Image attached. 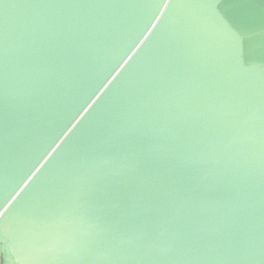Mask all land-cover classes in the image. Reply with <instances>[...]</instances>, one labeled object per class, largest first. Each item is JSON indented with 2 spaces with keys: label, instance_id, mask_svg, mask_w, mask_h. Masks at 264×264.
Wrapping results in <instances>:
<instances>
[{
  "label": "water",
  "instance_id": "95a60500",
  "mask_svg": "<svg viewBox=\"0 0 264 264\" xmlns=\"http://www.w3.org/2000/svg\"><path fill=\"white\" fill-rule=\"evenodd\" d=\"M4 0L5 264H264V0Z\"/></svg>",
  "mask_w": 264,
  "mask_h": 264
},
{
  "label": "snow or ice",
  "instance_id": "6c2138e0",
  "mask_svg": "<svg viewBox=\"0 0 264 264\" xmlns=\"http://www.w3.org/2000/svg\"><path fill=\"white\" fill-rule=\"evenodd\" d=\"M209 2H214V0H171L169 9H172L174 11L177 8L198 7V6H203ZM3 3L4 0H0V4ZM231 38H232L231 57L234 64L239 69L248 70L257 67L264 69V64L257 66L255 64L246 63L247 53L245 52L243 46V37L240 33L234 32ZM5 89H6L5 73L3 69V64L2 62H0V95L3 94ZM4 232L5 229L3 227V224L0 223V240L3 239ZM16 254L20 257L19 264H26L25 258L27 257V255H29V249L27 247H21L19 250H17ZM8 257H9V253L7 251H0V264H5V261L8 259Z\"/></svg>",
  "mask_w": 264,
  "mask_h": 264
}]
</instances>
